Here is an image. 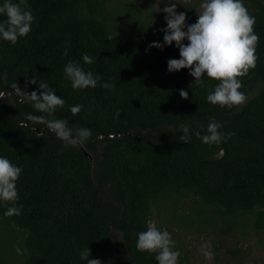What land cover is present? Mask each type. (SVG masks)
Instances as JSON below:
<instances>
[{"label":"trees","instance_id":"16d2710c","mask_svg":"<svg viewBox=\"0 0 264 264\" xmlns=\"http://www.w3.org/2000/svg\"><path fill=\"white\" fill-rule=\"evenodd\" d=\"M243 2L255 17L258 60L239 78L246 103L228 110L207 102L218 82L205 77L203 87L190 88L188 69L168 72V60L180 58L175 43L149 49L163 44L166 28L150 14L142 18L130 6L109 13L105 0H27L31 32L14 45L0 38V157L23 170L16 184L22 213L6 217L0 203V218L16 233L0 264H87L80 259L87 248L102 264H158L136 241L164 198L196 203L217 237L264 230V0ZM85 54L95 62L84 64ZM70 61L115 90H73L63 71ZM32 78L64 99L54 118L67 120L74 133L91 130L82 146L91 159L78 146L65 147L45 124L25 120L46 115L12 88L39 94ZM74 105L83 106L75 116ZM213 121L235 135L203 143L194 133L206 134ZM182 124L191 133L186 144ZM226 252L238 264L248 256Z\"/></svg>","mask_w":264,"mask_h":264},{"label":"clouds","instance_id":"9594fccd","mask_svg":"<svg viewBox=\"0 0 264 264\" xmlns=\"http://www.w3.org/2000/svg\"><path fill=\"white\" fill-rule=\"evenodd\" d=\"M169 6L162 9L165 15L167 27L162 29L164 33L163 44L154 42L148 47L162 49L165 45L175 46L179 49V59H169L167 70L169 73L188 69L194 78V83L189 87H203L205 77L217 83L214 91L210 92L206 99L213 106L227 108L242 106L247 101L245 93L240 91L243 87L239 78L246 77L250 69L257 64L259 36L255 34V17L250 15L243 0H201L200 12L195 23H186V13H177V3L167 0ZM0 16L5 20L0 22V38L4 41L16 44L18 39L26 37L32 29L35 16L29 10L27 0H4L0 6ZM187 41V44L183 42ZM67 55V51L64 53ZM84 64L91 65L95 61L85 54ZM65 79L71 83L73 90H85L100 87L113 91L115 84L102 83L101 77L91 71H85L79 63L70 61L63 69ZM31 84L39 85V94L36 91L30 94L22 91L17 83L12 88L24 99L30 101L34 109L46 115L27 114L25 120L34 123L45 124L46 127L63 141L65 147L83 146L91 137L90 129H73L68 121L54 118V113L63 108L64 99L45 82H38L35 78ZM181 98L188 99V92L179 90ZM82 105H74L70 108L73 116L77 115ZM120 115L119 111L116 116ZM47 117V118H46ZM223 125L219 122H210L206 134L201 130L194 134L205 144H220L226 142L235 133L227 135L220 131ZM203 126H201V129ZM183 135L179 137L184 144L191 139L190 129L186 124L181 125ZM41 134V133H40ZM22 168L11 163L9 159L0 157V203L7 206L4 215L6 217L18 216L22 213V205H17L19 193L16 188L17 181L22 173ZM175 241L167 230H160L154 222H149L145 231L137 234L136 249L142 253L155 255L158 264H179L181 253L175 248ZM90 249H84L80 253V259L87 264H102L100 259H89ZM202 255L206 260L213 259L211 244L204 245Z\"/></svg>","mask_w":264,"mask_h":264},{"label":"rangeland","instance_id":"374dc122","mask_svg":"<svg viewBox=\"0 0 264 264\" xmlns=\"http://www.w3.org/2000/svg\"><path fill=\"white\" fill-rule=\"evenodd\" d=\"M177 3V13H186V23L191 25L196 22L200 12L201 0H174ZM123 6H130L131 12L140 10V15H151V21L162 27H167L165 13L162 9L169 6L167 0H105L106 11H117ZM129 10L128 7H124ZM117 18L116 24H118ZM121 25L125 23V16L121 14ZM164 28V27H163ZM165 199L160 205V214L154 216V222L158 229L167 230L175 243V248L180 247V253L184 257L185 264H238L232 260L226 249L238 248L241 252L248 250V256L242 264H264V230L254 231L249 229L248 234H236L234 236L217 237L213 231L217 229L208 227L206 219L199 211L195 203L190 206L187 199ZM181 203V204H180ZM156 208L153 211L156 212ZM160 215V216H159ZM205 222V223H204ZM212 226V225H211ZM16 230V229H15ZM16 233L0 218V257L3 258L9 252V247ZM211 244L213 259L206 260L202 255L204 245ZM180 258V257H179ZM229 260V263H227Z\"/></svg>","mask_w":264,"mask_h":264},{"label":"water","instance_id":"95a60500","mask_svg":"<svg viewBox=\"0 0 264 264\" xmlns=\"http://www.w3.org/2000/svg\"><path fill=\"white\" fill-rule=\"evenodd\" d=\"M37 133L39 134V132H37ZM78 147L81 149V151L83 152V154L85 156H87V157H89V159H91L90 156H89V154L84 150V148L82 146H78Z\"/></svg>","mask_w":264,"mask_h":264}]
</instances>
